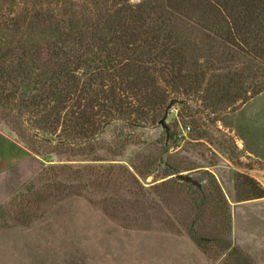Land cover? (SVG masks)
I'll return each instance as SVG.
<instances>
[{"label": "rangeland", "instance_id": "1", "mask_svg": "<svg viewBox=\"0 0 264 264\" xmlns=\"http://www.w3.org/2000/svg\"><path fill=\"white\" fill-rule=\"evenodd\" d=\"M120 1L0 0V264H264V34L168 17L183 63L134 59L158 15ZM68 21L99 33L57 110Z\"/></svg>", "mask_w": 264, "mask_h": 264}, {"label": "trees", "instance_id": "2", "mask_svg": "<svg viewBox=\"0 0 264 264\" xmlns=\"http://www.w3.org/2000/svg\"><path fill=\"white\" fill-rule=\"evenodd\" d=\"M125 1L126 0H121L120 2L122 3ZM233 2L237 3L235 4L236 7L232 6ZM98 3L94 2V7L96 9L99 8ZM141 6L142 7L139 9L141 15H145L143 13L152 14V12H155L158 17L156 21H153L148 25H144L147 26V31L149 30L148 38L143 43L145 51H137L136 48L133 49L134 59H137V57H145L147 55V49L149 50L150 46L152 47V43L156 41V39H159L158 43H160L161 47H163L162 51L159 53H168V59L173 65H176L179 60L183 63V51L181 46L177 47L173 42L174 39L178 38L176 32L167 30L163 31L160 27H156V25L159 26L164 18L168 17V19L186 17V20H190L191 18L196 20L197 24H200L202 27L217 29L221 28L223 25L228 26L229 22L227 19L234 21L236 16H240L244 18L242 20V22H244V26L237 27V36L241 38L243 42H246L248 38H250V34L247 32L248 24L256 23V33L264 34V0H147ZM239 10L240 12H238ZM97 15H100V13ZM137 15L138 14L136 13V16ZM13 21H15L13 24L14 27L19 28L23 25H20V18ZM106 21H111L109 15L106 16ZM62 26L63 28H61ZM62 26L58 27L57 31H59V38L61 42L67 45L66 50L61 51V57L58 58V56H55L57 59L56 63H59L57 65L56 63L53 64L54 68L50 69V76L46 82L47 89H45V93L47 95V105L48 99L53 97V108L57 110L60 108V105L67 96V93L70 92V90H66V93L62 91L63 84L66 85L68 89H72L74 87L73 84L69 85L70 82L73 83V65L75 63H81L80 61L86 55V52L83 50L87 49L90 44L97 41L99 33V26H91L87 29V33H90L88 37H84V34H81L78 36V40H73L69 44L68 41H70L72 35L70 32H72V29H75V26L71 21L66 22V24L62 22ZM106 30L109 31V27H107ZM132 36L133 35L130 34H122L119 37L116 54H114L115 56L120 55L118 53L127 52V46L132 44ZM149 38L150 41L148 40ZM106 59L107 60L103 63L107 66V70L114 69V66H111L113 64L112 59L110 57ZM131 59L132 58H128L127 60L130 61ZM5 63L6 62L4 60H0V82L5 81V71L8 72L7 67H4ZM89 102L91 104L87 105L84 112L88 115L92 111L93 107H95V103L92 100ZM134 113L143 117L141 116V112L138 108L134 110ZM154 115L157 114L154 113L153 117ZM140 119H145V117ZM75 134L81 136V132H76Z\"/></svg>", "mask_w": 264, "mask_h": 264}]
</instances>
